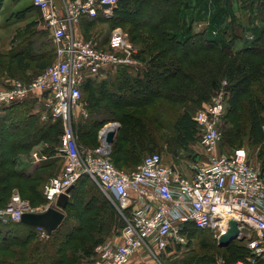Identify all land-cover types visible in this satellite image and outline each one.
Masks as SVG:
<instances>
[{"label":"built area","instance_id":"2783aa9c","mask_svg":"<svg viewBox=\"0 0 264 264\" xmlns=\"http://www.w3.org/2000/svg\"><path fill=\"white\" fill-rule=\"evenodd\" d=\"M117 2L32 0L50 32L54 61L29 81L13 80L0 87V112L12 104L42 96L51 118L64 125L59 148L64 166L42 185L44 210L55 206L58 196L75 186L82 176L96 182L105 194L116 197L125 225L119 241H106L95 247L91 264H129L142 248L152 254L170 244L181 246L188 227H215L218 239L230 219L237 222L238 237L246 241L251 253L264 256V174L251 162V150L247 147L221 146L220 119L228 95L226 81L192 117L196 139L205 149L206 158L194 166L191 177L174 166L164 165L161 152L147 153L132 170L118 169L110 158L111 145L101 139L102 128L98 145L85 147L78 143L72 120L74 108L84 107L81 85L106 66L133 67L137 63L136 50L121 29L113 30L104 45L78 38L75 33L82 19H93L99 11L109 16ZM261 127L264 130V121ZM32 156L34 161L41 158L36 152ZM25 212L37 211L13 190L7 205L0 207V222L17 223ZM212 264L227 263L217 259ZM230 264L249 263L238 259Z\"/></svg>","mask_w":264,"mask_h":264},{"label":"rangeland","instance_id":"374dc122","mask_svg":"<svg viewBox=\"0 0 264 264\" xmlns=\"http://www.w3.org/2000/svg\"><path fill=\"white\" fill-rule=\"evenodd\" d=\"M180 1L181 0H178L179 4ZM17 2L18 1L15 2L14 0H0V46L2 42H5L6 40L8 42V38H10L12 32L15 30L18 33L16 35V39L14 38L9 42L17 44L15 48L13 45L14 50L22 48V37L19 34L26 32V30L30 31L31 28L28 23L31 22L33 18H36V14H30L29 17L22 21H15L16 19L13 17V14L20 9L17 7ZM26 2H28L29 5L32 4V0H27ZM133 6L136 8L137 3H134ZM178 6L177 9H174L175 14L174 17H172V21L169 25H167L168 29H171V32H179L191 24L193 25L192 27L194 30L198 31L202 35L207 34V36H211L216 40L228 41L231 40L228 36V32L232 31L237 34L235 40H233V48L236 51L241 50L250 44L251 40H253L252 38L256 35L255 28L261 24V22L258 21V18H264V0H182L181 5L179 7ZM114 8L111 10L109 16H105L101 11H99L97 16L93 18V20L91 19V30H93L92 34L97 36L96 40H98L99 44L103 45L102 42L105 43L109 39L113 30L121 29L125 34H127L129 41L136 50L134 56L137 54L138 50L142 48V46H146L147 42H153L156 46L151 49H147L146 53H144V57H147L150 52H154L160 48L161 40L159 36H157L155 41H150L144 38L147 35H152L151 32L147 31L148 29L143 30V28H138V30L136 29L133 31L131 30L133 28L130 27L129 23L118 25V22H116L117 18H122L123 20L130 19L134 13L122 10H120V13L115 11ZM223 30L225 31V34L228 30V34H226V36L222 35L221 32ZM130 31H132V33ZM46 35L48 36V34ZM129 37H132L133 40ZM86 39L88 40V38ZM38 40L40 41L39 45H42V42L45 44L46 36L43 35L38 38ZM37 46L38 43L36 42L35 47ZM1 50L2 48H0V51ZM24 53H26V51ZM27 55L29 54L27 53L24 56L29 58ZM134 58L137 63L133 66L142 68L138 75L141 74L140 77H143L147 64L138 60L136 57ZM53 61L54 55L52 53L48 63L50 64ZM25 62L26 61H23L17 67L15 66V60L12 58H9L8 60L7 57L0 56V75H2L0 77L4 78L7 73L11 76V78L18 81L31 80L38 72L23 78L20 75L21 71L18 69L22 67ZM41 69L42 68H40V70ZM5 80H1V82H5ZM224 81L225 80L221 81V87ZM115 82L116 81L114 80L112 81V83ZM259 84L260 82L254 85V90L256 94L261 95L264 94V91L260 89ZM156 86L157 84L154 85V87ZM135 90V92L130 91V93H125L123 98L118 102H121V100L124 99H136L137 96H141L143 99V90ZM155 93L156 92L152 93L153 96L149 99L150 103L148 101L144 106L126 107L120 111L128 113L139 112L138 117H141L143 122H136L135 120H132L131 115L121 116V114H123L121 113L116 114L115 118L117 119L107 121L103 124L105 125L110 122H117L120 125V120H122L124 123H130L131 127H134L133 129L140 133L141 128L139 127V123H142V128L145 131V141L143 144L144 150L141 153H138L139 155L137 153L133 155L135 159H128V165H131L130 167H124L123 163L118 165V163L112 158L118 168H123L125 171L135 168L140 164L144 155L152 152L167 153L171 159H177V161L181 162L184 160L180 159H190L191 161L197 151L205 153V149L196 137L194 141L188 142L186 146L176 139L174 124L176 119L181 117L178 115L183 111V104L181 102H172L163 98L160 99L159 95H156ZM83 95L84 100H82V102L84 104L85 94ZM247 96L248 94H245L243 98H247ZM229 97L230 91L228 89L225 109L220 119V129L223 134V143L231 145L234 144L235 146H245L251 150V162L257 167V169L260 170V172L264 174L263 147L261 144L253 143L249 139L247 134L248 120L246 116H243L245 115L243 103L238 104L237 109L231 112L229 111ZM262 102H264V100H262ZM15 104L16 105H14L13 110H3L0 112V116H3L6 119L12 116L18 120L20 118L24 119L28 114H32L40 125H58L61 130L64 128L62 122L51 118L47 101L42 96H36ZM205 104L206 103H203L200 107H195L190 110L191 114L194 115L195 112L203 108ZM18 105L22 107H16ZM159 105L161 108H159ZM74 110H77V108L75 107ZM145 112L148 113L147 116ZM239 114L242 116H239ZM89 118L90 115H75L72 120V127L78 138V143L85 147H91L97 144V135H99L98 133L101 129L91 127L92 134L90 136L83 137V134L87 129L86 122ZM132 124L134 126H132ZM234 130L237 131L234 132ZM60 134L55 137V139L57 138L58 140L57 143H54V139L49 142L47 140L40 141L29 150H21L14 154L16 170L31 172L34 167L49 164L44 168H39L38 172H44L42 178L37 181H27V184L33 187L35 191H26L21 186H17L19 189L13 188L11 191L12 194L13 190H17L21 199L27 201L33 209H36L37 213L44 211V207L46 205V200L42 195L41 185H43V181L47 177L58 175L64 166L63 156L59 152ZM33 152H36L38 156L41 157L38 161H34L35 158L32 156ZM42 156H45V158H42ZM199 159H204V155L202 157L200 156ZM125 163L127 164V162ZM14 182L26 184L24 180L19 178L14 179ZM76 183L77 184H75L73 190L69 194L67 203V205H69L63 210V212H65L64 218L62 223L59 225L57 233L51 238L56 230L52 231V233L48 235L40 227H31L35 230V233L31 231L30 235H28L29 241H27L28 244H25V249H21L17 246H11L7 247L3 251H0V258L4 261L3 262L0 259L2 262L1 264H30L31 262H37L39 260L42 261L46 258H49V260H55L56 264H58L59 261H63L61 264H90L92 262L93 252L98 244L106 241H119L120 230L125 225V219L118 211V201L116 197L111 193L105 194L94 181L82 180L77 181ZM10 190L6 196L5 202L2 204L0 203V207L6 206L10 201ZM83 216H85V221ZM68 231L70 232L68 236L69 238L72 236L75 237L76 235L77 237L73 239L71 238L72 241H69V238L67 237V240L63 237V234ZM216 233L217 231L215 227H209L203 230L188 227V235L184 241L185 243L181 244V246L178 245L180 250H177L176 253L173 252L176 245L172 244L169 245L170 250L165 248L166 250H157L152 254L145 248H142L134 254L131 264H181L182 261H186L185 264H195L194 259L198 257L210 256L214 260L222 259L224 262L241 259L249 264H264V256L260 257L253 255L248 249L244 239L237 236L225 245H218ZM26 234L27 233H24V236H26ZM60 238H64L63 240L65 241H69V244L64 245L60 251H56L58 248L57 241L60 240ZM10 240L18 242L17 240L12 239V237L6 239V241ZM90 246H92L91 252H89V254H85V248Z\"/></svg>","mask_w":264,"mask_h":264},{"label":"trees","instance_id":"16d2710c","mask_svg":"<svg viewBox=\"0 0 264 264\" xmlns=\"http://www.w3.org/2000/svg\"><path fill=\"white\" fill-rule=\"evenodd\" d=\"M181 2L182 0L180 4L178 0H118L114 8L115 11L120 13V10L131 11L134 15L126 20L117 18V24L124 25V23H129L133 31L136 29L138 30V28H143V30L148 29L147 31L151 32L152 35L143 37L147 40L155 41L157 36H159L161 46L158 50L150 52L147 57H144V53H146L147 49L156 46L153 42H147L146 46H142L137 54H135L134 57L147 64L143 77H140L141 74L138 76H131L128 72L122 71L117 76V79L114 80L116 82L112 85L113 89L112 87H103V82L97 86H93L94 84L91 81H84L81 85L82 100H84L83 94H85L84 103L89 111L90 118L86 122L87 129L83 137L92 134L91 127L99 129L107 121L117 119L115 118L116 114L123 113L121 116L131 115L132 120L143 122L141 117H138L139 112L128 113L120 111L126 107L146 105V102L153 96L152 93L156 92L155 94L159 95L160 99L163 98L183 104V111L178 115L181 117L176 119L174 125L176 139L186 146L188 142L194 141L196 137V125L192 120L193 115L190 110L195 107H200L203 103H207L212 94L220 88L221 81L225 80L227 82L226 88L230 91V97L228 99L230 104L229 111H235L238 104L243 103V108L245 110V115L243 116H246L248 120L247 134L249 139L253 143L261 144L264 150V144H262L264 140V130L261 127L264 121V102H262V100H264V94L258 95L254 90V85L260 82V89L264 91V18H258L261 24L255 28L256 35L252 38L253 40H251L250 44L236 51L233 48V40H235L237 34L233 33L231 30V32L227 30L226 34L229 33L228 36L232 41L216 40L211 36H207V34L202 35L194 30L191 24L179 32H171V29H168L167 25L170 24L172 17H174V9H177V6H180ZM134 3H137L136 8L133 6ZM36 11L38 12V9L31 4L17 10L13 14V17L16 21H22L29 17L31 13H36ZM92 20L90 21L91 23ZM35 24L36 22L28 23L29 27ZM130 32L132 33V31ZM221 33L223 36H226L224 30ZM130 39H132V37ZM23 48H21L22 52L17 53L18 64L24 61L26 58L24 55L27 53L34 57L36 56L35 49L27 50ZM25 51L26 53H24ZM50 55L51 53L46 57H42L39 54L36 62L39 63L38 65L40 68L43 69L49 64ZM156 84L157 86L154 87ZM135 89L143 90L144 101L141 96H137L136 99H124L118 102L123 98L125 93H130V91L135 92ZM245 94H248L247 98H243ZM14 105L16 104H12L4 110L11 111L14 109ZM16 107L19 108L22 106L18 105ZM159 108H161L160 105ZM145 114L147 116L148 113L145 112ZM239 116L242 115L239 114ZM0 117L3 118H0V203L2 204L5 202L10 188V194L13 188L19 189L17 186H21L26 191L30 192L32 190L31 192H33V187L27 184V181H37L42 178L44 172H38L39 168H44L49 165L43 164L45 166L41 165L39 167H34L31 172L16 170L14 154L21 150L27 151L40 141L47 140L49 142L54 139V143H57L58 140L57 138L55 139V137L62 133V130L58 125H40L32 114H28L24 119L20 118L18 120L12 116L7 119L3 116ZM139 124L141 128L140 133L136 132L133 129L134 127H131L130 123H124L120 120V132L110 152L111 160L113 161L114 159L118 165L120 163L126 164L125 162H127L126 165H128L129 162L128 159L124 160V155L120 156L118 153L127 151L129 154H132L129 159H135L133 155L141 153L144 150L145 131L142 128V123ZM132 126L134 125L132 124ZM236 131L237 130H234V132ZM98 143L97 141L96 145H98ZM222 145L233 146L234 144L223 143L222 140L221 146ZM16 178L24 180L26 184L14 182ZM48 178L49 177L43 181V184ZM82 180L91 179L87 176H82L78 181ZM83 219L85 221V216H83ZM0 224H4L0 225V251L11 246L25 249V244H28L27 241H29L28 235H30L31 231L35 233V230L31 228L33 226L24 225V223L20 221L17 223L0 222ZM58 228L51 238L57 233ZM69 231L63 234V237L67 240L69 238ZM24 233H27L26 236H24ZM9 237H12V239L18 242H13L12 240L6 241ZM76 237L77 235L71 238L73 239ZM71 238H69V241H72ZM63 239L60 238V240L57 241L58 248L56 251H60L64 245L69 244V241ZM179 248L180 247L176 245L173 252L176 253L177 250H180ZM85 249V254H89L92 246L86 247ZM167 250H170L169 246ZM1 261H3V259H1ZM1 261L0 264L2 263ZM233 261H227L226 263L230 264ZM62 262L63 261H59L58 264ZM214 262L215 260L211 256L194 259L195 264H212ZM185 263L186 261L181 262V264ZM30 264H56V262L55 260L46 258L45 260L31 262Z\"/></svg>","mask_w":264,"mask_h":264},{"label":"crops","instance_id":"0c3cea01","mask_svg":"<svg viewBox=\"0 0 264 264\" xmlns=\"http://www.w3.org/2000/svg\"><path fill=\"white\" fill-rule=\"evenodd\" d=\"M27 0H18L17 2V7H19L20 9L22 8H25L27 7L29 4L28 2H26ZM208 1V0H206ZM211 1V0H209ZM16 2V1H15ZM19 5H22V6H19ZM220 8V7H219ZM19 9V10H20ZM39 12V11H38ZM36 11L31 13V14H36V18H33L31 20V22H36V24L34 26H31V30L29 31H26V32H23V33H20L19 35L22 37L21 38V46L23 49H35V53H36V56H32V55H29V58H25L24 61H26L22 67H20L18 70L21 71L20 75L23 77V78H26L30 75H33L35 72H39L40 71V67H39V63L36 62L39 54L42 56V57H46L49 55V53H53L54 55V46H53V43L51 41V38H50V32L48 31V29L46 28V26L43 24V22L41 23V18H40V13H38ZM16 21V20H15ZM91 19H88V18H84L79 26L77 27V30H76V35L78 38H88V39H93L94 41L96 40L97 36L92 34L93 30H91ZM17 31L14 30V32H12V35L10 36V38H8V42L7 40L5 42H2L1 43V46L0 48H2V50L0 51V56H3V57H7V59L9 60V58H12L13 60H15V66L18 67V63H17V53L19 52H22L21 51V48L18 50H14L15 46L17 44H14V42H11L9 43L10 41H12L14 38L16 39V35H17ZM48 34V36L46 35ZM45 35L46 36V43L44 44V42H42V45L40 43V41L38 40V38H40L41 36ZM12 38V39H11ZM98 42V40H96ZM38 43V46L35 47V43ZM103 45L106 44V42H102ZM13 45H14V48H13ZM46 54V55H45ZM23 56V55H22ZM141 67L138 68L137 66H133V67H111V66H106L105 68L101 69L98 73V75H95V76H92L90 78L87 77L86 81H91L94 85L93 86H97L99 85L100 83L103 82L104 86L103 87H108V88H111L113 83L112 81L117 79V76L119 75L120 72L122 71H126L128 72L129 74H131V76H136L139 74V72L141 71ZM2 76V75H0ZM6 79V80H5ZM5 80V82H1ZM15 80L14 78H11L10 75H8L7 73L5 74V77L4 78H1L0 77V87L1 86H4L5 83L7 84L9 81H13ZM106 101V100H104ZM85 104V103H84ZM73 115L75 116H89V111L86 107H83V108H77V110H74L73 111ZM106 125V124H105ZM104 126V125H103ZM102 128V127H101ZM119 132H120V126H119V130L114 138V141L113 143L111 144V147L113 146L114 142L116 141V139L118 138V135H119ZM99 134V133H98ZM118 155L120 156H123L124 155V160L126 159H129L130 158V155L132 154H129V152H120L118 153ZM204 155V153L202 151H197L194 155V157L191 159H180V160H184V161H177V159H171L169 157V155H167V153L164 154V152H162V163L166 166H174V168L180 172L181 174H183L184 176L186 177H191L193 172H194V166L197 164V163H200L202 161L205 160L206 156L204 155V159H199L200 156L202 157ZM187 161V162H185ZM124 167H130L131 165H126V164H123ZM133 258V257H132ZM131 258V260H132ZM129 262V264H131L132 262Z\"/></svg>","mask_w":264,"mask_h":264},{"label":"water","instance_id":"95a60500","mask_svg":"<svg viewBox=\"0 0 264 264\" xmlns=\"http://www.w3.org/2000/svg\"><path fill=\"white\" fill-rule=\"evenodd\" d=\"M103 8L108 5H102ZM119 124L117 122H110L102 127L101 139L107 144L111 145L119 130ZM74 186L67 188L66 193H62L58 196L55 206H50L42 212H25L22 214L20 222L24 225L42 228L46 234L50 235L52 231L56 230L62 223L64 218L63 210L66 207L69 199V194L73 190ZM239 234L238 224L235 220L230 219L228 221V228L225 232L220 233L218 238V245H225L231 239L237 237Z\"/></svg>","mask_w":264,"mask_h":264}]
</instances>
